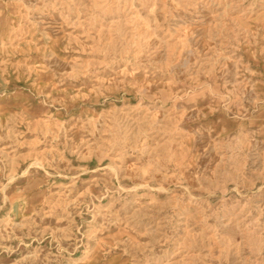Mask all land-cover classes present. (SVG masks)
I'll return each mask as SVG.
<instances>
[{
  "label": "rangeland",
  "instance_id": "374dc122",
  "mask_svg": "<svg viewBox=\"0 0 264 264\" xmlns=\"http://www.w3.org/2000/svg\"><path fill=\"white\" fill-rule=\"evenodd\" d=\"M0 264H264V0H0Z\"/></svg>",
  "mask_w": 264,
  "mask_h": 264
}]
</instances>
